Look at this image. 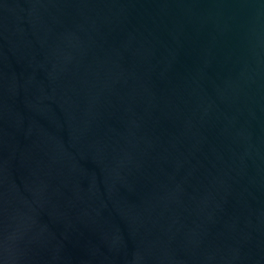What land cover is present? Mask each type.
Wrapping results in <instances>:
<instances>
[{"label":"water","instance_id":"1","mask_svg":"<svg viewBox=\"0 0 264 264\" xmlns=\"http://www.w3.org/2000/svg\"><path fill=\"white\" fill-rule=\"evenodd\" d=\"M0 264H264V0H0Z\"/></svg>","mask_w":264,"mask_h":264}]
</instances>
